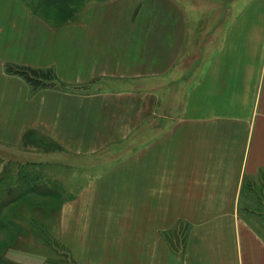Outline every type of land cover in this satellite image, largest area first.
Returning a JSON list of instances; mask_svg holds the SVG:
<instances>
[{"label": "crops", "instance_id": "1", "mask_svg": "<svg viewBox=\"0 0 264 264\" xmlns=\"http://www.w3.org/2000/svg\"><path fill=\"white\" fill-rule=\"evenodd\" d=\"M235 2L0 0V147L120 153L109 175L86 179L60 206L76 263L264 264V234L238 217L244 188L264 174V0L239 14ZM9 65L52 68L60 87L80 90L32 91ZM144 95L154 97L146 116ZM143 135L154 137L149 146L124 145ZM44 180L14 174L0 201L45 199ZM176 219L188 223L177 255L162 233ZM3 245L14 249L0 264L46 260L29 256L39 255L29 243Z\"/></svg>", "mask_w": 264, "mask_h": 264}, {"label": "rangeland", "instance_id": "2", "mask_svg": "<svg viewBox=\"0 0 264 264\" xmlns=\"http://www.w3.org/2000/svg\"><path fill=\"white\" fill-rule=\"evenodd\" d=\"M251 1L254 0H236V4L232 7L233 13L238 12L239 14L246 9L251 13L254 12L257 9L255 4L246 8ZM259 10H262L261 6H259ZM3 13L5 14V11ZM7 71L17 75L21 72L22 75L18 76L23 79H32V84H29L25 79L32 91H38V87L68 92H78L80 90L71 87H60L52 68L9 65ZM171 92L172 89H169L166 85L160 89L158 114H166L167 102ZM47 95L51 96L48 93ZM143 101H148L144 104L143 111L144 116H146V113L151 111L154 97L144 95ZM158 109L155 107V114ZM150 123L151 119L144 126ZM162 123L165 125L164 120L160 121L159 125L161 126ZM128 139L130 140L124 143V145H127L126 147H134L135 145V147H140V145L141 147H147L154 140V137L143 135L139 144L138 141L137 143L133 142V137ZM165 144L166 137L160 134L159 147H165ZM90 148L92 147H0V193L4 190L3 181L6 182L7 179L14 178V174L16 178L18 175L24 177L27 173H32L45 179L39 191L46 194L45 199L39 198L38 194H30L27 197L9 201V204L6 205L4 204L6 201H0V263L3 262L6 250L8 248L14 249V247L3 245V240H10L14 243H29L30 248L39 251V255L29 252V256L37 260L44 259L41 256H46V260L44 259L42 264H78L72 259L69 248L61 239L58 222L60 206L68 201L67 198L72 196L74 192L86 184V179L90 181L108 174L112 170V168L109 169L110 161H117L120 157L118 151H109L103 149V147H94L93 152L92 150L87 151ZM110 148L117 149V147ZM74 149H78V151ZM15 161H26L28 162L26 164L30 167H24L21 164L15 168L16 164H13ZM260 176V185L256 184L255 189L245 187L244 192L241 193L240 203H238V217L245 219L250 224L255 223L259 232L263 235L264 174ZM79 177H81V180L78 179ZM88 185L95 184L90 183ZM17 205H19L17 210L4 211V208H15ZM258 211L262 212L261 217L255 215ZM175 222L177 224L175 228L171 227L162 233H164L168 244L172 245L173 241L176 242V245L171 247L175 249V255H177L182 252V243L185 240L188 223L180 219H176ZM227 224H231V219ZM229 234L228 230L227 235L229 236ZM30 261L32 260L30 259Z\"/></svg>", "mask_w": 264, "mask_h": 264}, {"label": "trees", "instance_id": "3", "mask_svg": "<svg viewBox=\"0 0 264 264\" xmlns=\"http://www.w3.org/2000/svg\"><path fill=\"white\" fill-rule=\"evenodd\" d=\"M20 74L22 75V73L20 72ZM24 77V76H23ZM25 78V77H24ZM26 79V78H25ZM27 80V82L29 83V84H32V79H26ZM45 83V82H44Z\"/></svg>", "mask_w": 264, "mask_h": 264}]
</instances>
